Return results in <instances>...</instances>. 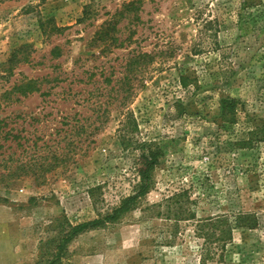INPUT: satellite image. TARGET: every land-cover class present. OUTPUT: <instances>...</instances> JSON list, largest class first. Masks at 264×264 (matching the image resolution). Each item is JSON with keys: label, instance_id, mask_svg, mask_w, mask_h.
<instances>
[{"label": "rangeland", "instance_id": "1", "mask_svg": "<svg viewBox=\"0 0 264 264\" xmlns=\"http://www.w3.org/2000/svg\"><path fill=\"white\" fill-rule=\"evenodd\" d=\"M125 1L0 0V94L25 76L48 74L42 92L52 87L4 108L35 113L36 121L9 120L27 141L0 143V264L46 261L55 246L48 241L66 222L95 219L131 194L134 154L121 137L162 147L155 188L120 223L74 239L63 264H201L195 221L238 212L254 214L259 226L235 230L221 257L207 244L206 264H264V21L240 30L217 0H143L119 22L118 44L94 42ZM217 15L214 38L204 26ZM26 45L31 62L2 78L11 52ZM222 65L230 68L221 79ZM181 73L198 86L182 88ZM224 96L240 101L231 124L217 119ZM62 115L85 132L59 136L69 128ZM18 162L24 172L10 176ZM179 191L196 220L175 228L159 213Z\"/></svg>", "mask_w": 264, "mask_h": 264}, {"label": "trees", "instance_id": "2", "mask_svg": "<svg viewBox=\"0 0 264 264\" xmlns=\"http://www.w3.org/2000/svg\"><path fill=\"white\" fill-rule=\"evenodd\" d=\"M217 2V9L219 11H224L222 14L232 15L235 17L240 30L247 28L251 22H255V25H257L260 21H264V0H217ZM143 3H145L143 0L125 1L121 6L122 8L99 27L95 34L94 42L104 43L111 39L115 44H118L119 40L116 34L119 22L122 21L123 18H129L128 16L131 14L137 15ZM90 14L91 13L86 9L82 19L89 18L88 15ZM220 16L221 15H217L214 19L206 22L204 26L206 32H209L212 28L215 30L214 28L219 26L221 27L223 20H221ZM52 29L59 32L64 30L57 26H53ZM214 32L211 33L210 37L218 38L217 31L215 30ZM32 52L34 51L29 45L14 49L11 52L7 63L1 70V77L10 79L11 76L14 75L15 69L20 64L31 62L30 58ZM54 53L55 50H52L51 54L54 55ZM146 56L149 55H139L137 58L139 59ZM221 68L222 75L220 76L222 79V76H225L228 73L227 70L230 67L222 65ZM231 70H233L232 66ZM48 77V74L43 77L36 76L34 78L25 76L0 94V143H6L9 141L10 145L17 143L18 146H21L20 142L27 141L28 137L24 136L16 127H11L8 121L10 120L13 124L17 125V120L28 118L30 121L35 122V113L20 114L8 111V114H6L3 113L4 108L15 106L16 103H22L26 99L36 97L37 94H40V96L52 94V87L49 91L46 90L42 92V85ZM179 84L184 89L198 86L197 83L194 84V82L191 81V78L187 73L180 74ZM58 101L65 100L60 99ZM239 104L240 101L237 98L230 96L222 97L220 109L217 115L218 121L222 124L234 123L237 120V109ZM125 114L126 115H124L122 121H125V117L128 118L127 113ZM70 117L71 116L68 115L60 116V119L64 120L65 126L69 128L57 131L59 136L64 134L66 139H72L73 134L81 136L85 132V124L80 123V120H70ZM134 126L138 131V124L136 121H134ZM119 142L124 149H129L131 153L134 154L133 166L138 180L133 186L131 194L122 197L116 205L103 214L99 213L95 219L78 224L66 222L67 229L64 232H61L59 237L51 239L50 242L48 241V245L55 243V246L50 253H44L47 260L41 261L40 264H63L64 258L68 252V245L74 239L82 234L120 223L126 214L136 210L141 205L143 199H145V197H147V195L154 190L156 185L155 171L159 167L161 159L164 156L162 147L153 141L143 140L140 138L134 139V137H121ZM69 145L73 146L74 150L78 148V143L74 141L70 142ZM54 155L60 157L58 152L54 153ZM57 157H54V159H56L55 161L59 160ZM1 162L8 163L5 159H1ZM47 166L52 165L47 164ZM24 168L25 164L20 165L19 163V166L15 171H11V169H9V175L18 176V172H24ZM91 192L94 193V190H91ZM185 194V191H179L167 197L165 203V207L167 209L164 213H159V215L166 216V219L174 221V223H176L175 228H177L180 222L196 220L194 211L186 205V203H189L190 201H183L182 199ZM258 226L259 221L254 214L243 212L221 214L216 215L215 217L196 220L195 237L200 239V242H198L202 250L201 264H206L207 260L210 259L207 255H205L206 252H209L208 247H206L208 246L207 244L213 245V250L215 252H220L219 257H221L225 248L233 241V232L235 230H253ZM172 234L174 235V233H171V237L173 236ZM44 257L45 256H43V258Z\"/></svg>", "mask_w": 264, "mask_h": 264}]
</instances>
